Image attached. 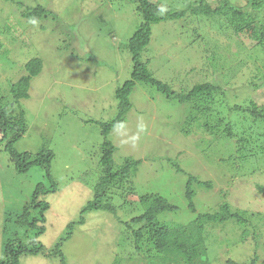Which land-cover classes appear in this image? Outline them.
Wrapping results in <instances>:
<instances>
[{"label":"rangeland","instance_id":"rangeland-1","mask_svg":"<svg viewBox=\"0 0 264 264\" xmlns=\"http://www.w3.org/2000/svg\"><path fill=\"white\" fill-rule=\"evenodd\" d=\"M231 1L246 6L249 0ZM37 6L52 10L56 17L34 22L27 13ZM218 19L223 25L224 19ZM139 22L136 5L130 1L0 0V95L6 96L10 85L28 74L26 63L34 58L43 61L30 97L15 108L16 113L23 108L31 124L15 146L35 153L46 145L55 153L52 174L57 189L39 195L49 203L45 221L39 220L45 231L38 241L45 252L23 254L18 264H64L63 257L66 264H147L146 253L136 252L126 223L145 211L141 197L146 193L162 194L179 205V212H166L160 218L182 224L228 200L234 209L247 211L251 222L246 227L251 232L244 241L241 225L229 222L215 228L216 241L213 236L209 239L212 263L228 264L229 258L249 262L255 254L264 261V195L255 186V182L264 184V161L256 163L260 167L256 174H251L257 170L253 165L239 171L228 162L232 142L239 145L238 139L249 136L241 129H248L240 120L244 116L230 107L236 103L250 107L252 102L264 106V45L252 49L240 40H226L215 33L220 25L204 17L186 15L155 24L151 69L175 91L187 92L197 83L211 81L234 90L239 87L236 99L215 95L188 105L167 98L152 84L138 82L133 108L109 138L117 146L114 169H120L128 157L142 163L124 186L118 182L110 187L105 200L116 213L83 214L103 173L104 137L99 123L117 116L116 90L129 77L128 41ZM228 126L232 137L225 131ZM258 127L263 133L264 123ZM252 139L262 144L261 139ZM5 144L0 142V260L7 259L10 240L33 244L35 231L18 219L32 204L37 184L51 186L39 167L17 172ZM249 148L257 151L254 144ZM190 175L213 184L209 190L198 188L196 213L188 210L185 193ZM82 217L85 222L80 224Z\"/></svg>","mask_w":264,"mask_h":264},{"label":"trees","instance_id":"trees-1","mask_svg":"<svg viewBox=\"0 0 264 264\" xmlns=\"http://www.w3.org/2000/svg\"><path fill=\"white\" fill-rule=\"evenodd\" d=\"M120 1H130L136 5L140 22L128 41V50L131 55L129 77L116 90L117 116L110 122L99 123L104 137L100 152L102 154L100 163L103 165V173L98 185L95 187L94 198L88 202L83 214L89 210H106L116 213V208L105 200L106 195L110 192V187L118 182H121V185L124 186L126 181L130 179L132 171L136 170L142 163V160H134L128 157L120 169H114L113 156L117 146L109 138L113 128L125 123L127 114L133 108L132 94L138 82L152 84L167 98H178L183 102H188V105L191 102L193 104L196 101L206 100L207 96L220 95L221 98L225 96L229 98L231 95L230 98L234 99L237 97L236 91L239 87L234 90L233 86L228 88L206 81L195 84L187 92H183L184 90L181 92L175 91L170 83L159 80L151 69L153 60V54L151 53L153 48L152 37L155 24L183 19L186 15L204 17L210 19L216 27L220 25L219 30L215 33L220 34L219 36H223L226 40L229 38L240 40L243 44L251 46L252 49L264 45V0H249L246 6H239L231 0H218L217 4H212L209 0H172V4L160 0ZM179 4H183L182 8L177 7ZM27 15L34 22H39L43 17L54 15V12L45 6H37ZM54 17L56 16L54 15ZM220 17L224 19L223 25L225 26L220 24L218 19ZM25 68L28 74L22 75L18 81L13 82L6 96L0 95V142H6L5 150L8 152L17 172L28 173L32 168L39 167L45 172V177L51 182V186L47 187L42 182L38 183L33 193L32 204L25 208V212L18 219L21 225L32 227L35 231V236L31 240L33 244L29 246L24 245L20 240L8 241L6 245L7 259L0 260V264H18L19 258L23 254L45 252L44 245L38 241V235L45 231L44 225L39 220L45 221L43 216H45L49 203L46 200H40L39 195L57 189L52 174L54 150L43 145L40 150L34 153L32 151H19L15 146L31 129L25 110L20 108V111L16 113L15 108L21 106L23 99L30 97L33 79L42 72L43 61L40 58H34L25 64ZM252 103L253 106L245 108L238 103L234 107H230L233 110L240 111L244 116L240 120L248 125V129L246 130L247 127H241V129L243 132L247 131L249 136L244 135L241 139H238L239 145L232 142L234 148L228 157V162L234 169L236 168L239 171L243 167L248 166L250 168L253 165L257 167V170H252V172L250 170V172L256 174L260 168L256 163L264 161V132L262 133V130L258 127L260 123H264V106L260 107L255 102ZM198 110H200L199 107ZM246 115H250L252 121L247 119ZM188 119L186 125L189 124ZM252 126L254 127L250 129ZM228 127V129L225 128V131L232 137L231 127ZM256 128L258 131L255 132ZM187 131L189 133L190 129H187ZM252 137L261 139L262 144L257 145L256 142H252ZM250 144H254L257 151L252 150L250 152ZM237 159H240L239 165H237ZM222 161H226V158H223ZM253 176L249 175L247 178L255 179ZM212 186V181H203L198 176L190 175L185 191L189 202L188 210L196 213L197 208L194 199L198 188L203 187L209 190ZM255 186L264 195V184L255 182ZM141 200L145 205V211L126 223L127 228L132 232L136 252L144 251L146 253L143 260L147 264H213L209 239L213 236V240L216 241L215 228L224 227L229 222L241 225L244 227L241 235L244 241L251 232L246 227V224L251 222L247 211L234 209L228 200L220 203L218 209L190 216L186 224L160 218L163 213L179 212L181 210L179 205L171 202L166 196L146 193L143 194ZM32 208L36 209L39 214L33 215L30 211ZM261 219H264L263 215ZM83 222H85L84 217L81 218L79 223L82 224ZM255 227H257V224H255ZM59 245L61 246V244ZM59 245L58 247H60ZM59 251L60 254H57L62 255V251ZM62 262L66 264L64 257ZM227 263L264 264V261L259 262L258 256L255 254L249 262H238L233 258H229Z\"/></svg>","mask_w":264,"mask_h":264}]
</instances>
